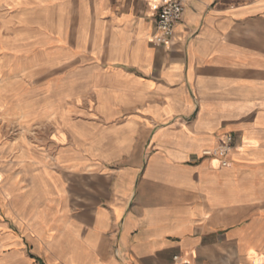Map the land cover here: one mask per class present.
Returning a JSON list of instances; mask_svg holds the SVG:
<instances>
[{"label": "crops", "instance_id": "0c3cea01", "mask_svg": "<svg viewBox=\"0 0 264 264\" xmlns=\"http://www.w3.org/2000/svg\"><path fill=\"white\" fill-rule=\"evenodd\" d=\"M26 1L72 96L0 32V264H264V0H184L164 45L157 0Z\"/></svg>", "mask_w": 264, "mask_h": 264}, {"label": "rangeland", "instance_id": "374dc122", "mask_svg": "<svg viewBox=\"0 0 264 264\" xmlns=\"http://www.w3.org/2000/svg\"><path fill=\"white\" fill-rule=\"evenodd\" d=\"M54 8L44 5L39 6L26 0L3 1L0 3V32L11 37V49L14 53H28L26 56L15 55L16 68L23 65L37 64L40 69L33 71L14 70L10 73V80L15 88L20 90L24 83L36 85L40 80L53 82L59 85L58 92L62 96H72V53L69 47L53 52L52 42L35 40L42 35V30L47 31L46 21H52ZM51 24V23H50ZM40 29L37 32V29ZM14 66V67H15ZM3 113L0 111V121H3ZM21 129L13 126L10 136L12 139L23 136L29 143L36 142L37 130L29 128L28 132L20 133ZM18 134V135H17ZM9 136V137H10Z\"/></svg>", "mask_w": 264, "mask_h": 264}, {"label": "built area", "instance_id": "2783aa9c", "mask_svg": "<svg viewBox=\"0 0 264 264\" xmlns=\"http://www.w3.org/2000/svg\"><path fill=\"white\" fill-rule=\"evenodd\" d=\"M184 10V0H157L153 6V29L148 40L155 45L167 44L173 36L175 24L181 20ZM234 148L233 136L228 135L226 141L215 148L204 149L202 155L216 156L222 165L227 164V154ZM173 264H192L183 261L180 255L172 257Z\"/></svg>", "mask_w": 264, "mask_h": 264}]
</instances>
